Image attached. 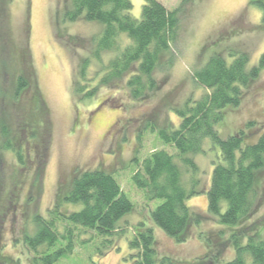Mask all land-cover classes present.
<instances>
[{
    "label": "rangeland",
    "instance_id": "374dc122",
    "mask_svg": "<svg viewBox=\"0 0 264 264\" xmlns=\"http://www.w3.org/2000/svg\"><path fill=\"white\" fill-rule=\"evenodd\" d=\"M67 1L0 0V204L1 210L8 212L5 218L0 216V264H31L33 256L25 239L36 231L33 219L47 216L59 188L67 185L76 171L110 172L135 205L122 222L128 220L130 226H136L140 219L148 220L150 210L160 202L147 209L132 177L138 164L153 152L168 150L152 131L154 123L169 131L179 128L181 118L173 109H181L206 93L191 75L212 56L231 63L230 55L242 54L248 59L249 71L259 65L264 54L263 15L250 4L253 0H157L168 10H184L178 57L169 68L156 73L158 89L154 93L135 99L128 92L126 78L101 84V63H106L109 55L97 60L93 42L102 27L65 21ZM130 1L133 16L140 18L145 0ZM120 43L128 45L125 37ZM26 49L30 64L24 67L21 56ZM86 58L90 61L87 79L92 82L88 86L78 83V67ZM25 71L30 87L17 96V76ZM90 90L93 95L87 97ZM37 94L41 103L34 112L30 99ZM32 111L37 114L36 123L30 122ZM250 122L264 126V70L244 90L242 105L228 112L218 131L225 139ZM205 149V155L193 158L198 167L195 178L200 182L196 188L202 192L187 202L200 225L184 243L155 230L161 255L178 264H227L235 258L230 235L239 227L222 226L208 213L207 193L219 149H213L210 141ZM16 153L24 155L25 164ZM258 186L259 205L251 225L264 232V175ZM129 239L128 234L121 239L119 251L104 256L77 248L73 257L60 264H131Z\"/></svg>",
    "mask_w": 264,
    "mask_h": 264
},
{
    "label": "trees",
    "instance_id": "16d2710c",
    "mask_svg": "<svg viewBox=\"0 0 264 264\" xmlns=\"http://www.w3.org/2000/svg\"><path fill=\"white\" fill-rule=\"evenodd\" d=\"M67 2L65 21H85L102 27L101 35L93 42V56L97 60L109 55L108 61L101 63V84L126 78V87L133 98L154 93L158 89L156 73L169 68L178 57L180 16L184 10L171 11L157 0H145L137 19L130 0ZM250 4L261 9L264 25L263 1L253 0ZM122 37L128 41L126 47L120 43ZM230 58L232 61L228 63L224 57L214 55L204 67L192 72V81L206 93L181 109H173L181 118L178 129L169 131L168 127L154 123L152 131L158 133L168 150L153 152L138 164L132 177L147 209L151 203L160 202L155 210H150L148 220L140 219L136 226H130L128 220L122 222L132 214L135 205L110 172L76 171L69 183L59 188L47 216L33 219L36 231L25 239V246L33 256L31 264H60L81 247L88 254L104 256L112 250L119 251L121 239L128 234L131 264H178L161 255L155 230L184 243L191 230L200 225V218L187 202L202 192L196 188L200 182L195 178L198 167L193 158L207 153L206 141H210L213 149H219L207 193L208 213L222 226L239 227L230 235L235 258L227 264H264V232L251 225L259 205V178L264 175V126L250 122L244 130L225 139L218 131L228 112L242 105L244 90L264 70V54L259 65L249 71L247 57L234 54ZM21 60L24 67L30 64L27 49ZM89 62L86 58L78 67L80 85L92 83L87 79ZM26 71L17 76V96L23 88L30 87ZM93 92L87 91V97ZM30 100V108L39 111L38 94ZM34 112L29 116L32 123H36ZM3 132L7 135V128ZM5 143L10 147L9 142ZM16 154L25 164L24 155ZM69 206L74 210H69ZM1 208L0 204V216L5 218L8 212Z\"/></svg>",
    "mask_w": 264,
    "mask_h": 264
}]
</instances>
